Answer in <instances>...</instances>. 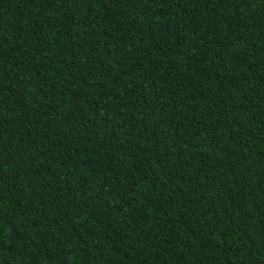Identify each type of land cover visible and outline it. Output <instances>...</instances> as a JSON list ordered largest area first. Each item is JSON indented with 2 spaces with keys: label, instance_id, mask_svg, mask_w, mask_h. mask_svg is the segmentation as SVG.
<instances>
[{
  "label": "trees",
  "instance_id": "obj_1",
  "mask_svg": "<svg viewBox=\"0 0 264 264\" xmlns=\"http://www.w3.org/2000/svg\"><path fill=\"white\" fill-rule=\"evenodd\" d=\"M0 264H264V0H0Z\"/></svg>",
  "mask_w": 264,
  "mask_h": 264
}]
</instances>
